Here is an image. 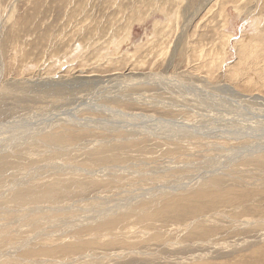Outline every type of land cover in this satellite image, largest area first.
<instances>
[{
	"label": "rangeland",
	"instance_id": "rangeland-1",
	"mask_svg": "<svg viewBox=\"0 0 264 264\" xmlns=\"http://www.w3.org/2000/svg\"><path fill=\"white\" fill-rule=\"evenodd\" d=\"M263 39L264 0H0V264H264Z\"/></svg>",
	"mask_w": 264,
	"mask_h": 264
},
{
	"label": "bare ground",
	"instance_id": "bare-ground-1",
	"mask_svg": "<svg viewBox=\"0 0 264 264\" xmlns=\"http://www.w3.org/2000/svg\"><path fill=\"white\" fill-rule=\"evenodd\" d=\"M263 34V33H262ZM260 35V34H259ZM258 38V37H257ZM260 39H261V36H260ZM264 40V39H263ZM87 45V44H86ZM217 61V60H216ZM211 62H213V60H211ZM211 67V66H210ZM262 101V100H261ZM51 188V187H50ZM54 188V187H53ZM47 189V188H46ZM49 191V190H48ZM51 192V191H50ZM199 192V191H198ZM230 193H232L231 191H229V190H227L225 193H223L221 196H220V198H223V197H225V196H227V197H229V198H232V195L230 194ZM41 194H43V195H38V194H34V193H32L30 196H25L23 199H24V201H27V202H29V201H42V200H47V195L45 194V193H41ZM48 194V193H47ZM247 196V198L248 199H251L250 197H252V196H250V195H246ZM170 198H172V197H170ZM170 198H167L166 197V199H164L163 201H162V208H158V209H155L151 214H152V216H151V218H162V219H175L176 221H179V220H177V218L178 219H188V218H190V217H188V216H193L194 217V215L195 214H197V213H200V212H203V211H205V203L203 202V203H200V204H196V200L198 199V197L196 196V194L194 193L193 194V196H189V197H187L188 199L187 200H175V199H170ZM233 199V198H232ZM43 202V201H42ZM153 202H155V201H153ZM158 203V202H157ZM152 204V203H151ZM153 206V205H152ZM219 207H220V205H219ZM152 208V207H151ZM160 209V210H159ZM176 212H178L179 214H180V216H177L176 215ZM178 214V215H179ZM202 214V213H201ZM138 215H140V214H138ZM252 215V214H251ZM149 216V215H148ZM182 216V217H181ZM141 217V216H140ZM192 218V217H191ZM161 219V220H162ZM189 220V219H188ZM116 220H110V219H108L107 220V222L105 223L108 227H109V229L110 230H114V232H115V229H117L118 227H116L115 225H116ZM113 227V228H112ZM193 229H195V228H193ZM200 228H198V229H195V230H193V232H194V234H196V233H200V232H202V230H199ZM100 231L99 230V228L98 227H95L93 230H92V232H91V234L93 235L94 234V232H96V231ZM113 230H112V232H113ZM117 231V230H116ZM102 232V231H101ZM118 233V232H117ZM125 233V232H124ZM90 234V233H89ZM90 234V235H91ZM103 234H105L104 232H102V235ZM116 234V233H115ZM119 234V233H118ZM118 234H116V235H118ZM121 234V233H120ZM194 234H192V235H194ZM81 235V234H80ZM106 236L108 235V233L107 234H105ZM101 236V235H100ZM99 236V237H100ZM104 236V235H103ZM112 236H114V235H112ZM121 237H122V235H120ZM98 237V236H97ZM96 237V238H97ZM119 237V236H118ZM118 237H116V238H118ZM76 238L79 240L80 239V237H77L76 236ZM119 241V240H118ZM99 242V241H98ZM109 242V241H108ZM110 244V243H109ZM90 245H93V242H89V243H81V244H78V243H76V244H72V245H70V244H68V245H66V246H62V247H59V246H57L56 248H51L50 250H48V252L47 253H49V254H47L46 252V254L47 255H53V253H57V251H59V252H62V253H75V252H79V251H81V250H83V249H85L86 247H89ZM130 246V245H129ZM37 247L38 246H36V248L35 249H37ZM120 248V247H119ZM37 250H35L34 252H36ZM25 255V254H24ZM25 257H26V259H30V257L29 256H27V255H25Z\"/></svg>",
	"mask_w": 264,
	"mask_h": 264
}]
</instances>
